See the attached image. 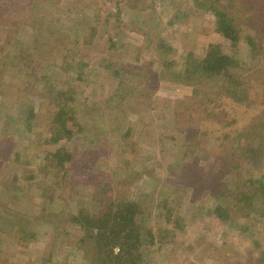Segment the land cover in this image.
I'll return each instance as SVG.
<instances>
[{
	"label": "rangeland",
	"instance_id": "obj_1",
	"mask_svg": "<svg viewBox=\"0 0 264 264\" xmlns=\"http://www.w3.org/2000/svg\"><path fill=\"white\" fill-rule=\"evenodd\" d=\"M13 1L23 22L19 34L24 38L18 40L20 45L31 50L33 37L39 33L45 35L43 43L57 50V67L53 69L62 83H72L78 93V100L72 104L81 116L86 138L79 132L71 142L63 140L69 149L75 150L74 159L64 167H52L42 150L56 148L46 142L50 137L46 101L36 98L37 124L32 130L27 129L25 118L16 107L18 97L6 94L19 92L22 80L19 74L4 76L3 84L8 89L0 92V101L3 96L8 100H4L5 111L0 115L9 118L10 124L7 131L0 126V223L5 216L16 218L18 212L21 215L29 212L28 228H35L36 233L33 239H16L5 232L3 225L0 262L96 264L95 245L92 240L83 241L84 229L72 221L59 227V218L69 220L81 205L88 207L92 215L101 216L111 196L115 198L131 188L134 196L139 190L151 193L147 204L153 207L145 225L152 229L155 239L143 246L148 250L146 264H264V216L240 219L242 216L231 213L226 219L208 212L207 227L192 218L196 203L211 207L214 201L207 191L200 192L194 201L190 199L192 183L177 172L178 166L173 162L176 148L172 146L183 139L171 138L173 132L167 124L177 113L171 99L189 94L192 88L169 80L170 68L158 63L162 41L166 49L168 45L175 49L174 53L167 49L166 60L173 58L180 69L191 57L203 58L212 43L221 44L228 53L239 51L245 64L249 62L251 50L244 39L234 49L229 39L215 32L214 14L206 8H197L193 0H46L39 4L37 0ZM176 15L178 20L171 23ZM119 23L121 28L116 27ZM94 24L98 26L97 34L91 40L86 39L88 27ZM7 29L5 26L0 29L1 43L5 41ZM13 46L12 41L9 47ZM59 51L70 55L78 51L75 57L79 54L89 62L82 69L85 74L81 79L76 72L66 69V60L60 57ZM70 59L72 56H68ZM109 61L115 68L122 63L130 67L146 65V62H152L155 69L157 65L161 68L166 78L160 79L154 94L156 111L150 109L138 117V112L127 114L119 110L120 97L115 94L124 88L118 84L113 67L104 66ZM126 77L130 79L128 90H133L139 78H144L130 73ZM34 82L37 88L45 83L44 80ZM249 114L245 119L252 112ZM130 125L134 129L127 138L124 134ZM69 126L79 128L71 121ZM138 139L139 145L131 147L130 142ZM248 167L257 175L263 172L251 165ZM15 177H18L16 181ZM178 186L181 191L177 193L173 189ZM162 198H176L172 203L192 219L185 229L177 228L163 217V207L155 206ZM36 214H43L41 223H31ZM167 237L174 242H164Z\"/></svg>",
	"mask_w": 264,
	"mask_h": 264
},
{
	"label": "trees",
	"instance_id": "obj_2",
	"mask_svg": "<svg viewBox=\"0 0 264 264\" xmlns=\"http://www.w3.org/2000/svg\"><path fill=\"white\" fill-rule=\"evenodd\" d=\"M36 2L39 4L46 0ZM193 2L197 8H206L214 14L215 32L229 39L234 49H237L244 39L250 47L251 54L249 62L245 61V64H242L239 51L228 53L221 44L212 43L205 50L203 58L191 57L180 69L179 63L173 58L170 61L166 60L167 49L172 53L175 49L169 45L166 49L164 43L159 42L162 48L159 49L158 63L162 67L170 68L168 79L176 83H185L192 88L189 94L171 99L177 113L173 114L169 123H166L173 132L171 138L183 139L172 146L176 148L173 152V162L178 166L177 172L192 183L189 188L192 201L204 191H207L214 201L211 207L196 203L197 209L192 218L197 223H204L207 227L205 215L208 212L217 218L226 219L231 217V213L242 216L240 219L264 216V200H262L264 196V0H193ZM14 3L13 0L0 3V29L4 26L8 28L3 38L5 41L0 42V92L3 93L8 89L3 84L5 75L19 74L23 83L22 87H19L20 91L6 94L18 97V105L14 100L16 107L20 110L21 117L25 118L26 128L31 130L37 124L36 98L46 101V115L48 114L46 125L50 133L46 142L54 144L56 148L42 150L52 167H64L66 162L74 159L75 150L69 149L63 140L71 142L77 133L85 131L78 109L72 104L78 100L76 96L78 93L72 83H62L56 76L53 67H57L55 64L57 50L52 46L49 48V44L42 42L45 35L39 33L34 35V45L30 47L31 50L20 45L18 40L24 38L19 34L23 22L14 8ZM17 6L21 4L17 3ZM139 8L143 10L144 6ZM178 17L176 15L170 22H176ZM99 24L97 22L98 26ZM97 25L88 27L86 39L91 40L95 37ZM116 27L121 28L122 25L119 23ZM1 36L2 32L0 39ZM12 41L14 48L9 47ZM65 47L63 43L62 49ZM59 53L60 57L64 56L66 60L64 65L67 66L66 69L69 72H76L81 79L85 74L82 69L87 67L89 62H85L79 54L75 57L78 51L71 55L65 51ZM68 56H72L73 59L68 60ZM111 62H106L104 66L113 67L114 74L119 78L118 84L124 88L115 94L120 97L119 110L127 114L138 112V117L145 115L150 109L156 111L154 94L160 79L166 78L161 74V68L158 65L156 69L153 68L152 62H146L147 67L144 64L127 67L122 63L119 68H115L114 63ZM129 73L144 77L139 78L133 90H128L130 79L126 75ZM34 80L39 82L44 80L45 83L37 88ZM14 97L12 99H15ZM4 100H8L6 96L0 101V114L5 111ZM250 112H252L251 117L245 119ZM69 121L79 128L76 130L69 126ZM183 123H185L184 127H182ZM9 124V118L0 115V126L3 125L5 131L8 130ZM133 129L134 126L130 125L124 135L129 138ZM83 136L86 138V134ZM140 142L139 139L132 141L130 146L136 147ZM250 165L256 171L262 169L263 172L255 174L248 167ZM17 178L15 177L14 180L16 181ZM183 188L186 190L187 187ZM105 189L110 188L105 187ZM189 189L186 191L189 192ZM173 191L178 193L181 187H175ZM118 194L120 195L115 198L111 196L112 199L109 200L110 203L108 201L109 204L107 203L101 216L92 215L88 207L81 205L78 213L71 214L69 220L59 218L62 222L58 220V225L60 227L62 223L72 221L84 229L83 241L92 240L95 245L96 264H146L148 250L143 246L146 242L153 243L155 239L152 229L145 225L151 217L150 209L153 207L152 204H147L151 193L147 194L139 190L134 196L130 188L129 191ZM175 199L162 198L155 206L163 207V217L166 221L174 223V226L183 230L192 219L172 203ZM29 214L27 212L21 215L18 212L16 218H12L14 215L5 216L0 223V232L4 225L5 232L16 239L35 238L36 229L28 228L29 216H31ZM42 215L32 216L31 223H41L39 219L44 217ZM56 231L61 233V230ZM163 241L174 242L168 237ZM0 264L14 263L2 261Z\"/></svg>",
	"mask_w": 264,
	"mask_h": 264
},
{
	"label": "built area",
	"instance_id": "obj_3",
	"mask_svg": "<svg viewBox=\"0 0 264 264\" xmlns=\"http://www.w3.org/2000/svg\"><path fill=\"white\" fill-rule=\"evenodd\" d=\"M116 250H118V249H116Z\"/></svg>",
	"mask_w": 264,
	"mask_h": 264
}]
</instances>
